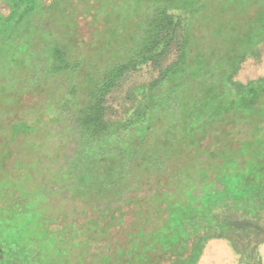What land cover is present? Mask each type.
Returning a JSON list of instances; mask_svg holds the SVG:
<instances>
[{"label": "trees", "instance_id": "1", "mask_svg": "<svg viewBox=\"0 0 264 264\" xmlns=\"http://www.w3.org/2000/svg\"><path fill=\"white\" fill-rule=\"evenodd\" d=\"M0 3V163L26 143L33 184L0 221V264H195L229 232L243 256L263 242L264 148L239 135L264 139V77L234 78L264 0Z\"/></svg>", "mask_w": 264, "mask_h": 264}, {"label": "rangeland", "instance_id": "2", "mask_svg": "<svg viewBox=\"0 0 264 264\" xmlns=\"http://www.w3.org/2000/svg\"><path fill=\"white\" fill-rule=\"evenodd\" d=\"M42 1L44 3H49L51 0H42ZM0 11L2 12V14L6 15L8 13L7 6L0 3ZM109 23L112 24V22L110 21ZM259 53H260L259 58H248L245 62H243L240 65V69L238 70L234 78L236 82L241 84H246L251 80L264 77V43L259 47ZM155 76L156 74L152 73L150 69L143 68L138 74L135 75V77L131 79L130 85H134V83L136 84L147 83ZM125 92H126V88L124 87L122 91H120L116 96H114V99L112 100V102H110L112 103L111 104L112 109L111 112L107 114V117L115 119L121 116L122 114L121 104L122 102H124L126 98ZM32 107L33 105L30 103L29 105H27V108L29 109ZM30 116L31 114L28 115V117ZM35 134H37V136L34 135V137H32L33 139L38 140L39 138H41L40 137L41 135L39 133H35ZM258 134L259 132H243V138L240 137L241 135H239V139H241L242 148L251 147L253 142H256L255 144L256 147L264 148L263 137L259 138V140L258 138L256 139V136ZM21 143H19V141H17L16 139V141H14L11 144V149L13 150L14 155H12V157L10 158L9 161L6 162V164L5 162L0 163V170L3 169L0 171V203H1L0 207H2V209H0V212L2 213L0 216V221H4L5 216H9L13 214L14 210H17L19 208L18 204H16L15 200H13L11 197L13 193H15L16 195H18L23 199H24L23 194L32 193L31 189H27L28 185H33L30 184L32 178L27 176L29 175L27 172L30 171L28 170L30 169V166L27 165L21 167L22 164L16 161V158L19 157V155H23V152L25 151V147L27 146L26 143H23L25 145H22ZM3 152L4 151L1 150L0 155ZM19 166L21 167V170L20 169L18 170V168H20ZM210 240L212 239H209L208 241ZM227 240L229 244L228 247L231 249V251L229 248L226 250L228 251L229 254L232 253V255L230 254V257H232L234 264H241V262L243 264H248V262L264 264V253L261 252V249L264 248L261 247L263 244H260L261 246H258L259 244L256 245V248L250 250V254H245L243 256V243L240 244L237 241L235 243L234 242L235 240L233 239L230 232L228 233ZM208 241L204 245L203 249L205 250ZM262 243H264V239ZM237 253L239 254V256Z\"/></svg>", "mask_w": 264, "mask_h": 264}, {"label": "crops", "instance_id": "3", "mask_svg": "<svg viewBox=\"0 0 264 264\" xmlns=\"http://www.w3.org/2000/svg\"><path fill=\"white\" fill-rule=\"evenodd\" d=\"M260 244L263 245L261 246ZM260 244L258 246L264 247V243ZM228 245V240L225 238H213L208 241L206 250L203 249L201 256L195 264H234L232 257H230L232 253L229 254L226 250L229 248ZM263 249H261L262 253H264ZM241 264L243 263L241 262Z\"/></svg>", "mask_w": 264, "mask_h": 264}]
</instances>
